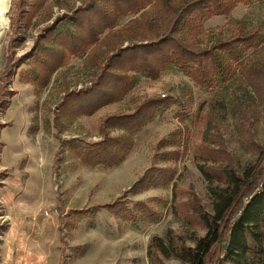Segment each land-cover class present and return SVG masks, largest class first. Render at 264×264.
Listing matches in <instances>:
<instances>
[{"label": "rangeland", "instance_id": "obj_1", "mask_svg": "<svg viewBox=\"0 0 264 264\" xmlns=\"http://www.w3.org/2000/svg\"><path fill=\"white\" fill-rule=\"evenodd\" d=\"M14 1L8 13V28L0 39V71L5 67L10 45L13 59H17L31 49L43 28L55 18H64L58 30L70 28L74 10L85 0H33L38 7L30 13L26 7L16 27L12 25L16 17ZM167 2L179 4V0H150L136 15L120 19L84 55L70 58L57 69L38 92L19 81V71L28 70V63H18L14 69L7 87L17 94L3 101L10 109L0 108V125L10 124L0 128V142L4 144L0 147V172H5L0 181L6 187L0 188V264H148L147 246L152 235L164 237L167 230L179 236L191 231L197 236L204 234L195 220L185 216L189 212L185 204L192 200L210 211L209 184L198 165L216 168L225 165L228 157L240 173L253 167L259 150L264 149V83L252 87L242 73L243 65H236L234 74L224 81L204 87L195 86L175 67L162 71L156 80L135 75L133 88L120 101L91 116L65 117L56 111L63 95L89 84L116 46L160 34ZM240 27L260 32L258 45L242 56L243 64L264 70V0L238 5L226 18L206 20L194 43L198 48L208 46ZM152 96H171L178 103L161 109L133 136L132 149L117 166H82L71 157L69 146L62 144L70 139L81 146L93 142L100 137L104 117L131 112ZM13 101L17 105L14 102L11 110ZM108 133L115 135L117 131ZM162 138L176 145L161 147L158 142ZM207 148L218 149L221 155L210 156L205 152ZM168 150H175L177 158L161 161L158 154ZM151 165L172 168V182L135 194L124 193ZM119 196L129 208H135V201L147 203L157 219H138L131 224L106 210H92L96 212L88 215L75 211L109 203ZM45 209L50 211L48 216L41 213ZM9 226L12 231L3 250L4 232ZM162 261L182 264L173 258ZM212 261L209 259L207 264Z\"/></svg>", "mask_w": 264, "mask_h": 264}, {"label": "trees", "instance_id": "obj_2", "mask_svg": "<svg viewBox=\"0 0 264 264\" xmlns=\"http://www.w3.org/2000/svg\"><path fill=\"white\" fill-rule=\"evenodd\" d=\"M254 0H179L178 5L165 3L166 20L160 34L151 39L119 44L105 56L104 61L88 85L72 90L61 98L57 111L65 116H90L100 108L120 101L134 86L135 75L150 80L158 79L167 68L175 67L198 87L222 82L232 76L236 65H243L242 73L252 87L264 83V70L243 64L242 56L260 41L259 30L238 28L227 38H219L208 46L198 48L194 40L203 30V23L211 17H228L238 5H249ZM150 0H85L73 12L71 27L58 30L64 18L54 19L43 28L31 49L13 59L7 48V61L0 71V108H6L5 97L15 95L8 90L7 81L18 63H28V70H20L22 82L33 85L35 92L44 88L51 75L71 57H79L98 42L105 30H112L120 19L133 16L144 9ZM39 4L15 0L16 27L25 8L30 13ZM27 21L30 15H27ZM65 17V16H63ZM16 34L13 37V41ZM30 61V62H29ZM178 103L176 98L149 97L139 102L131 112L110 114L99 127L100 139L79 145L70 139L71 157L85 167L111 168L121 163L133 147V136L151 122L159 111ZM8 124H1L5 127ZM109 130L117 131L111 135ZM159 146H175L167 138ZM62 148L57 150V156ZM210 155H221L220 150L207 148ZM159 158L168 162L177 158L175 150L161 151ZM225 165L216 168L198 165L210 198V211H205L195 200L186 203V217L202 227L204 234L189 232L186 236L167 230L164 237L152 235L147 246L148 264H164L173 258L182 264H264V149L259 150L256 162L246 172L236 170L227 157ZM56 161V158H55ZM4 175L0 173V177ZM175 172L166 166L151 165L124 193L135 194L141 189L169 185ZM2 184L0 183V187ZM122 196L109 203L94 205L76 213L88 215L106 210L117 219L131 224L138 219L153 222L157 213L143 201L133 202V208L122 202ZM96 210V211H92ZM3 228V227H2ZM190 243V245H186Z\"/></svg>", "mask_w": 264, "mask_h": 264}, {"label": "crops", "instance_id": "obj_3", "mask_svg": "<svg viewBox=\"0 0 264 264\" xmlns=\"http://www.w3.org/2000/svg\"><path fill=\"white\" fill-rule=\"evenodd\" d=\"M87 51H88V50H87ZM83 55H84V54H83ZM71 58H73V57H71ZM61 67H62V66H61ZM59 68H60V67H59ZM59 68H58V69H59ZM19 81L22 82V81L20 80V78H19ZM49 81H50V80H49ZM22 83H24V84H29V83H26V82H22ZM29 85H31V84H29ZM31 86L33 87V85H31ZM45 87H46V86H45ZM42 89H43V88H42ZM79 89H80V88H79ZM40 90H41V89H40ZM77 90H78V89H77ZM70 91H72V90H70ZM70 91H69V92H70ZM14 92H16V93H15V95H16V94H17V91H14ZM33 92H35L34 87H33ZM37 92H38V91H37ZM13 96H14V95H12V96H10V97H13ZM62 97H63V96H62ZM62 97H61V98H62ZM18 99H19V98H18ZM17 101H18V100H17ZM17 101H13V102H12L13 105H12V106L10 105V106H11V110L13 109V107L15 106V104L17 105V103H16ZM60 101H61V100H60ZM14 102H15V104H14ZM18 104H19V106H20V105H21V102L18 101ZM7 107H8V109H10V108H9V104L7 105ZM7 107H6V108H7ZM56 111H57V106H56ZM57 112H58V111H57ZM94 113H95V112H94ZM94 113H93V114H94ZM90 116H91V115H90ZM107 116H108V115H107ZM4 123H5V124H8V125L5 126V127H3V126L0 125V128H1V129H4V128L10 126V124H9L8 122H3L2 124H4ZM99 139H100V137L94 139L93 142H95V141H97V140H99ZM3 146H4L3 142H0V147H3ZM6 149H7V148H6ZM3 151H4V150H3ZM3 151H2V152H3ZM7 151H8V150H7ZM6 155L9 156V152H8V154L6 153ZM9 157H10V156H9ZM2 161H3V162H6V160L4 159L3 155H2ZM0 173H3V174H4V175H2L1 177H5V172H0ZM0 183L2 184V186H1L0 188H4V187H5V184H3L1 181H0ZM5 188H6V187H5ZM23 211H24V210H23ZM3 229H4V227H3L1 230H3ZM11 231H12V227L9 226V227L7 228V231L4 232V237H3V242H4V243H3V245H2L3 250H5V249L7 248V244L9 243V235H10Z\"/></svg>", "mask_w": 264, "mask_h": 264}, {"label": "bare ground", "instance_id": "obj_4", "mask_svg": "<svg viewBox=\"0 0 264 264\" xmlns=\"http://www.w3.org/2000/svg\"><path fill=\"white\" fill-rule=\"evenodd\" d=\"M11 0H0V39L8 28Z\"/></svg>", "mask_w": 264, "mask_h": 264}, {"label": "built area", "instance_id": "obj_5", "mask_svg": "<svg viewBox=\"0 0 264 264\" xmlns=\"http://www.w3.org/2000/svg\"><path fill=\"white\" fill-rule=\"evenodd\" d=\"M49 212L46 209L45 210H41V213H42L43 216H48L49 215Z\"/></svg>", "mask_w": 264, "mask_h": 264}]
</instances>
